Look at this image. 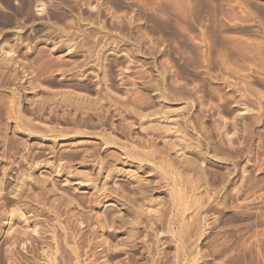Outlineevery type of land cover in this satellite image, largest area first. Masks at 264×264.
<instances>
[{"label": "rangeland", "instance_id": "1", "mask_svg": "<svg viewBox=\"0 0 264 264\" xmlns=\"http://www.w3.org/2000/svg\"><path fill=\"white\" fill-rule=\"evenodd\" d=\"M0 183V264H264V0H0Z\"/></svg>", "mask_w": 264, "mask_h": 264}, {"label": "bare ground", "instance_id": "2", "mask_svg": "<svg viewBox=\"0 0 264 264\" xmlns=\"http://www.w3.org/2000/svg\"><path fill=\"white\" fill-rule=\"evenodd\" d=\"M2 60V59H1ZM15 76V75H14ZM76 102V101H75ZM80 102H81V98H80ZM80 104V103H79ZM89 104V103H88ZM94 104H96V103H94ZM33 126V125H32ZM34 128H36V127H34ZM21 129V128H20ZM41 130H43V129H41ZM151 146V145H150ZM156 148V147H155ZM137 150V149H136ZM137 151H139V150H137ZM145 152V151H144ZM139 154V153H138ZM141 154V153H140ZM150 154V153H149ZM146 155H147V153H146ZM148 156V155H147ZM44 163V162H43ZM39 164V163H38ZM39 165H41V164H39ZM42 166V165H41ZM106 167V164L105 163H103L102 162V164H101V166H100V169L98 168V173L99 174H101L102 173V170ZM114 166H115V164H114ZM112 169V170H111ZM117 169V168H116ZM60 170V169H59ZM119 171V170H118ZM117 172H116V170L115 169H113V167H111L110 168V171H109V173H108V175H107V177H109V178H112L115 174H116ZM28 174V173H27ZM99 176V175H98ZM25 179V178H24ZM93 180H94V178H93ZM96 180V179H95ZM89 181V180H88ZM90 182V181H89ZM1 184V183H0ZM94 185L95 183H93V182H90V185ZM25 185V184H24ZM43 185H45V184H43ZM42 185V186H43ZM98 186V185H97ZM108 186V185H107ZM2 187V186H1ZM20 187H24V186H20ZM44 187V186H43ZM95 187V186H94ZM139 187V186H138ZM51 188H52V186H51ZM96 188V187H95ZM101 188V187H100ZM2 189V188H1ZM20 189L21 188H19V191H20ZM103 189V188H102ZM102 189H100V190H102ZM109 189V188H108ZM24 190H25V187H24ZM53 190V189H52ZM99 190V189H98ZM23 191V190H22ZM26 191V190H25ZM48 191V190H47ZM107 190H102L101 192H98V194L96 195V197H95V200L94 201H96L97 203H101V201L104 199V198H106L108 195H107V192H106ZM111 191V190H110ZM2 192V191H1ZM17 193H18V191H17ZM24 193V192H23ZM25 193H27V191L25 192ZM108 193H109V191H108ZM0 194H2V193H0ZM30 194V193H29ZM28 194V195H29ZM124 194V193H123ZM140 194H142V193H140ZM22 195H24V194H22V193H18V194H16L15 195V197H13L14 196V194H13V199H21L22 197H24L25 195L27 196V194H25L24 196H22ZM31 196V195H30ZM41 196V195H40ZM40 196L38 197V198H40ZM4 197H6V195L4 196ZM33 197V196H32ZM1 198H2V196H1ZM0 198V199H1ZM24 198H27V197H24ZM131 198V197H130ZM129 198V199H130ZM134 198V197H133ZM8 199V198H7ZM6 199V200H7ZM13 199H11V198H9V200L11 201V200H13ZM29 199V198H28ZM34 199H35V197H34ZM136 199V198H135ZM22 200H23V198H22ZM32 200V199H31ZM41 200V199H40ZM39 200V201H40ZM134 200V199H133ZM132 200V201H133ZM137 200V199H136ZM135 200V201H136ZM8 201V200H7ZM27 201V200H26ZM4 202V201H3ZM9 202V201H8ZM21 202V201H20ZM95 202V203H96ZM25 203V202H24ZM97 203H96V205H97ZM99 203V204H100ZM49 204V203H48ZM50 205V204H49ZM56 205H58V204H56ZM67 205V204H66ZM28 206V205H27ZM59 206V205H58ZM63 206V205H62ZM31 207V206H30ZM50 207H51V205H50ZM53 207H56V206H53ZM34 208V207H33ZM57 208V207H56ZM26 209V208H25ZM31 209V208H30ZM30 209H27V210H30ZM27 210H25V211H27ZM52 210V209H51ZM64 210V209H63ZM72 210V209H71ZM48 211H49V209H48ZM55 211V210H54ZM37 213V212H36ZM59 213V212H58ZM34 214H35V212H34ZM60 214V213H59ZM58 214V215H59ZM38 215V214H37ZM36 215V216H37ZM56 215V214H55ZM55 217V216H54ZM77 217V216H76ZM12 218V217H11ZM37 219V218H36ZM34 220V219H33ZM32 220V222H34ZM52 220V219H51ZM76 220V219H75ZM30 223H31V221H30ZM43 223V222H42ZM75 223V222H74ZM72 224V223H71ZM70 224V225H71ZM45 225V224H44ZM52 226V225H51ZM74 226V225H73ZM71 227V226H70ZM63 228V227H62ZM75 228V227H74ZM39 229H41L40 227H39ZM55 229V228H54ZM65 229V228H64ZM22 231H21V234H19L18 233V235H17V237H15L14 239H10L9 241H8V246H9V248H8V250H7V252L9 253V255H8V257H9V259L11 260V262H12V264H17L19 261H21V262H24L25 260H27V261H29L28 260V255H31L32 256V260L34 261V263L36 262V260H35V256L37 255V252H39L40 250H38V249H40L39 247H41V245H44V244H51V242H52V240L55 242H53L54 243V246H55V244L57 243L58 245H59V243H63V241H62V239L64 238V237H66V236H64L63 238H61V236L60 237H58V238H56L55 236L54 237H52L51 235V237H52V240H51V242L49 241V239H48V237H50V236H45V235H43V234H40L39 232H38V230H37V226H35L34 225V227H33V230H31L32 232H30V230H29V227L28 226H26V225H24L23 227H22V229H21ZM80 230H81V228H80ZM41 231V230H40ZM75 231V230H74ZM33 232L36 234V235H33ZM47 232V231H46ZM59 232V231H58ZM42 233H43V230H42ZM61 233V232H60ZM67 233V232H66ZM68 233H69V231H68ZM77 233H78V231H77ZM84 233V232H83ZM47 234V233H46ZM62 234V233H61ZM70 235V234H69ZM68 235V236H69ZM71 235H72V233H71ZM87 235V234H86ZM63 236V235H62ZM50 237V238H51ZM71 237V236H70ZM61 238V239H60ZM83 238V237H82ZM80 239V237L79 238H72V240H74L73 242H75L76 244H74V246L75 245H77V241ZM68 240V239H67ZM71 240V239H70ZM69 240V241H70ZM68 241V242H69ZM80 241V240H79ZM85 241H87V240H84V242ZM64 242H65V239H64ZM68 242L67 243H65V244H62L63 245V248L65 247H67V246H64V245H66V244H68ZM71 242V241H70ZM69 242V243H70ZM91 242V241H90ZM92 243H95L96 245H98L99 246V242L97 243V241L96 242H92ZM102 243V242H101ZM56 244V245H57ZM19 245H23V247H22V250L20 251L19 249H17V247L19 246ZM26 245V247H24ZM52 245V244H51ZM50 245V246H51ZM79 245V244H78ZM88 245H89V242H88ZM104 245V244H103ZM48 246V245H47ZM60 246V245H59ZM58 246V247H59ZM86 245L84 244V246L83 247H85ZM97 246V247H98ZM101 246V245H100ZM43 247V246H42ZM46 247V246H45ZM57 247V246H56ZM76 248H77V246H75ZM75 247H72L71 246V250H73L74 252H75V254H76V252H77V249L75 248ZM6 248V249H7ZM20 248V247H19ZM64 248V249H65ZM89 248V247H88ZM104 248V250H98V252H95V253H93V251H92V254H94V256H93V258H91V260H90V264L92 263V264H102L100 261H99V259H100V255H102L103 254V251H105V247H103ZM43 249V248H42ZM45 249V248H44ZM43 249V251H46V250H44ZM46 249H47V247H46ZM68 249H70V248H66L65 249V251L66 250H68ZM87 249V248H86ZM58 250H60V249H58ZM71 250H69L70 251V253H71ZM97 250V249H96ZM43 251H42V253H43ZM54 251V250H53ZM69 251H67V253H66V255L69 253ZM79 251V250H78ZM55 252H58L57 250H55L54 251V253ZM7 253V254H8ZM59 253H60V251H59ZM81 253H82V251H81ZM80 253V254H81ZM47 254H48V251H47ZM62 254V253H61ZM78 254V253H77ZM86 254V253H85ZM89 254V253H88ZM45 255V254H44ZM60 256V255H59ZM63 256V255H62ZM73 254L72 255H70V257L72 258V260L71 261H73ZM76 255H74V257H75ZM88 256V255H87ZM103 256H104V254H103ZM102 256V257H103ZM56 257V256H55ZM65 257H68V259L70 258L69 257V255H67V256H65ZM78 257H80V256H78ZM70 258V259H71ZM82 258V257H81ZM51 261L53 262V260H55V258L53 259L52 257H51ZM60 259H61V257H60ZM64 260H65V258H63ZM76 259H77V257H76ZM86 259H89V258H86ZM85 259V260H86ZM104 259V258H103ZM19 260V261H18ZM83 260H84V258H83ZM85 260L84 261H82L83 263L85 262ZM50 261V262H51ZM56 261V260H55ZM55 261H54V264H56L55 263ZM61 261V260H60ZM76 261V260H75ZM73 262L74 264H80L79 262ZM78 261H80V260H78ZM88 261V260H87ZM86 261V262H87ZM98 261V262H97ZM68 262H70L69 260H68ZM66 260L65 261H62L61 262V264H67L68 263ZM85 262V263H86ZM72 263V264H73ZM104 263V262H103ZM19 264V263H18ZM36 264V263H35ZM48 264H49V262H48ZM59 264V263H58ZM70 264V263H69ZM86 264H88V263H86Z\"/></svg>", "mask_w": 264, "mask_h": 264}]
</instances>
